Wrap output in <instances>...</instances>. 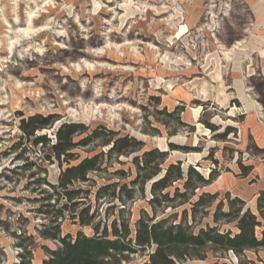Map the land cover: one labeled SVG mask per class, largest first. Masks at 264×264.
I'll use <instances>...</instances> for the list:
<instances>
[{"label": "rangeland", "instance_id": "1", "mask_svg": "<svg viewBox=\"0 0 264 264\" xmlns=\"http://www.w3.org/2000/svg\"><path fill=\"white\" fill-rule=\"evenodd\" d=\"M263 91L264 0H0V264H18L21 254L32 264L48 258L60 244L43 236L44 224L50 229L67 203L51 187L61 174L58 159L49 158L50 145L34 144L35 136L22 130L23 118L56 115L36 132L52 141L65 122H82L88 133L99 128V139L74 150L73 164L108 149L104 140L119 131L145 142L139 153L168 151L162 167L181 161L185 172L192 165L216 176L187 201L176 197L154 211L149 183L145 192L137 187L134 199L124 197L125 205L96 197L104 184L137 176L132 160L139 153L106 157L90 181L76 184L90 191L84 196L91 213L100 214L94 224L110 228L118 218L134 234L146 211L196 232L208 226L236 232V221L215 214L236 210L239 203H231L238 199L243 210L258 212L264 153L255 146L264 148ZM229 126L235 130L221 137ZM241 164L252 169L246 173ZM118 170L127 172L125 179ZM176 187L184 190L175 183L172 197ZM204 193L215 198L195 211ZM63 215V235L95 233L75 224L70 209ZM151 250L123 264H144ZM203 253L206 261L194 263L264 264L262 249L238 256L209 246Z\"/></svg>", "mask_w": 264, "mask_h": 264}, {"label": "trees", "instance_id": "2", "mask_svg": "<svg viewBox=\"0 0 264 264\" xmlns=\"http://www.w3.org/2000/svg\"><path fill=\"white\" fill-rule=\"evenodd\" d=\"M262 103L264 106V91L261 93ZM56 115L32 117L27 120L23 118L21 128L29 136H35L34 144L50 145L52 153L49 158L58 159L61 174L57 184L51 185L57 192L56 194L64 196L67 201L59 211L58 216L52 221V227L49 229L46 224L42 230L43 236L57 239L59 247L56 250L48 251V258H45L40 264H123L130 255L142 253L152 248L147 254L148 259L144 264H198L194 261H206L207 254L203 250L209 246L216 249L228 251L231 250L238 256L246 254L249 250H264V190L258 194L257 210L254 212L250 209L243 210L245 201L233 200L231 208L239 203L236 210L230 209L227 212H216L215 217H230L231 221H236L237 231H221L218 226L202 227L198 232L194 231L192 226L183 223L170 221L169 217L157 219L151 217L145 211L135 223L133 234L130 224L120 222L118 218L112 221L111 229L108 223L101 226V221L94 224L100 214L92 211V203L87 202L84 193L89 194L88 189L77 187L76 184L86 183L91 180V174L96 170L102 169L106 157L130 156L133 153H139L145 146V142L138 140L129 134L120 135L119 131H111L109 139L104 140V147L108 149L101 150L93 156H86L78 163L73 164L75 158V149L79 146H87L95 142L102 136V132L97 128L89 132V128L84 123L65 122L61 124L55 134V140L52 141L47 135H36L38 129L45 128L52 124ZM216 130L214 124H207ZM235 128L229 126L221 137H225ZM81 134H86L81 139L76 140ZM170 145L180 149L182 147ZM258 152L264 153V148L255 146ZM168 151L161 150L158 147L151 150L143 151L135 155L132 163L135 165L137 176L129 182L121 183V180L111 184L101 186L96 197L99 199H110L113 202L120 200L125 205L126 199H134L138 192V186L141 190L146 191L147 183L150 184V193L152 195L149 203L155 211L156 207L167 204L169 201L176 200V197L183 198L187 201L191 195H195L197 188L210 185L216 178L211 173L209 178L194 168L188 166L187 172L181 167V161L171 162L167 167H162L168 159ZM63 162L66 167L63 168ZM121 162V161H120ZM246 173L252 169L251 166L241 164ZM118 174L125 179L127 172L118 170ZM175 183H183V191L176 187L174 197L171 196L170 187ZM113 191H109L113 188ZM118 189V191H117ZM215 195L204 193L199 196L198 201L194 204V209L198 206H206L211 203ZM72 212L74 223L79 226H93L95 230L93 235L79 231L76 236L71 233L62 234L61 224L58 222L59 216H65L64 211ZM124 210L123 208L120 209ZM91 213V214H90ZM27 256L21 254L22 261L18 264L27 263ZM199 264H218V262H204Z\"/></svg>", "mask_w": 264, "mask_h": 264}]
</instances>
